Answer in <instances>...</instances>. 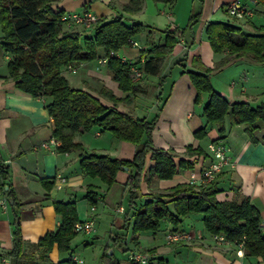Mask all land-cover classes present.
<instances>
[{
  "label": "crops",
  "instance_id": "crops-1",
  "mask_svg": "<svg viewBox=\"0 0 264 264\" xmlns=\"http://www.w3.org/2000/svg\"><path fill=\"white\" fill-rule=\"evenodd\" d=\"M129 1L60 0L52 7L55 11L69 12L82 11L87 5L88 10L99 19L105 17L107 20L113 19L117 14H123L129 19L133 18L135 21L155 27L158 31L152 37L156 44L164 43V35L159 30L185 29L190 18L199 14V21L194 27L195 44L185 48V42L181 40L164 63L162 76L166 81L162 90L165 101L161 111L156 102V106L152 107L141 100V98H147L144 94L133 95L120 89L119 84L112 79L107 62L99 63L100 59L108 57L102 48L97 51L99 55L97 65L92 66L89 62L76 67L77 71L79 67L82 68V74L78 77H71L69 71L63 72L71 86L90 91L96 96L97 91L102 87L111 90L119 99L120 111L129 112L134 117L147 121H155L156 125L152 133L155 147L172 150L177 162L179 160L195 161V168L179 169L173 179L160 180L146 172L140 186L141 197L138 207L152 195L166 193L179 183H189L192 173L198 175L202 170L208 169L214 162L209 150L210 144L221 143L225 145L227 155L232 157L234 165L223 170L224 172L220 175L221 191L216 198L218 201L250 198L252 205L259 212L262 224L264 221V142L252 143L247 130L248 125L232 124L231 116H227L222 130L218 124L212 125L204 139L196 138L195 131L207 124L202 111L208 95L202 93L200 103H196L198 91L188 74V70L193 69L194 60L213 70L211 77L231 66L241 67L246 61L252 62L248 58L241 57L217 69V63L226 54H217L211 49L205 36V29L207 23L220 21L233 23L248 33L256 32L259 27L264 26L262 9L252 0H177L171 6L156 3L153 0H144L142 10L138 14L130 15L123 12L124 6ZM236 1L253 8L254 15L251 19L236 21L228 16L225 7ZM3 36L0 39V161L2 163L8 161L4 163L8 170V179L1 181H4L6 189H11L13 197L7 194L9 209L7 211L0 209V264H10L8 254L14 248L15 223L20 225V234L23 236L22 261L26 264H53L67 260L73 255L83 258L86 264H103L101 258L106 249L109 248L108 253H114L118 245L120 249L128 251V264H130L131 252L144 249L156 253L162 264H264V260L258 256H247L238 242L227 241L217 245L212 238L213 235L205 230L202 215L196 213L182 218L176 229L190 233L193 237L190 243H167L166 234L175 230L168 219L161 222L164 224L162 232L160 230L154 233L140 232L135 236L132 231L134 211L125 209L124 213L118 212L122 203L116 207L117 198L126 192L124 185L133 169L126 166L122 168L116 175L115 183L108 187L99 178L85 176L81 171L80 160L84 155L97 153V155L112 156L121 161H131L137 150L136 146L127 141H120L111 132L101 133L95 126L90 131L75 137V141L82 145L81 149L61 153L58 150L60 145L55 146L52 142L56 138H54L55 124L47 110L50 99L35 98L15 86L17 80L10 75L8 68L11 55L4 52L1 46ZM134 41L138 42L139 46L127 44L113 55L131 65L134 64L133 67L140 68L146 60L143 56L144 52L151 48L148 44L147 32L135 36ZM149 56L152 57L153 54ZM142 80L146 90L157 87L160 81L158 77L151 75H142ZM216 89L223 92L218 87ZM241 92L240 96H230V100L248 101L244 98L246 91ZM156 93L158 96L159 90ZM100 99L105 105L112 106L110 101L101 97ZM255 134L261 138L264 135V125ZM44 144L47 147L43 146ZM189 147H192L193 152L197 149L202 150L206 157L189 152ZM147 161L149 170L154 162L150 158ZM58 176L66 180L62 189L56 187ZM88 190L97 193L100 199L99 204L95 205L96 211L94 213L90 211V215L87 212L88 205H91L86 198ZM113 195L117 196L116 201L111 200ZM56 201L74 202L78 221L93 217L98 231L102 224L97 218L101 216L102 220L110 218L111 226L108 233L105 232L103 240L98 236V231L95 233L97 241L102 242L97 246L99 249L97 257L93 256L95 252L87 258L81 255V246L91 245L92 248L94 245L91 241L78 243L77 235L71 241L69 252H60L57 244H54L50 250L40 246L39 241L47 233L56 231L61 223V216L55 212V205H53ZM169 207L171 210L174 209L173 204ZM120 215H124V219L121 220ZM127 217L132 220L129 226H126ZM159 233L163 234L166 246L156 241ZM130 243L134 244L132 249L128 246ZM88 249L90 248H85L82 252Z\"/></svg>",
  "mask_w": 264,
  "mask_h": 264
},
{
  "label": "trees",
  "instance_id": "trees-1",
  "mask_svg": "<svg viewBox=\"0 0 264 264\" xmlns=\"http://www.w3.org/2000/svg\"><path fill=\"white\" fill-rule=\"evenodd\" d=\"M58 0H0V25L3 30L1 43L4 52L11 55L8 64L10 75L17 80L18 89L35 98L50 99L47 110L54 122V138L60 142L58 150L61 153L82 148L75 137L90 131L95 126L101 133L111 132L120 141H127L136 146L137 150L131 161H121L108 155L87 154L81 157L80 167L85 176L99 178L108 187L116 181L117 173L124 166L133 169L125 182L128 192L129 211L133 212L132 231L135 236L140 232H155L159 230L163 220L168 219L175 230L182 218L189 214L202 215L205 230L212 235H223L229 242H240L243 237V249L247 256H258L264 260V234L258 210L252 205L250 198L234 199L233 201H218L217 194L221 191L219 177L206 183H179L166 193L152 195L138 207L141 197L140 186L149 172L150 176L160 180L173 179L179 169L192 170L195 161L175 160L172 150L154 146L153 130L155 121H147L134 117L131 113L120 111L119 99L111 90L105 87L97 91V96L90 91L71 86L63 75L69 67H77L99 58L98 49L102 48L108 55L107 68L112 79L119 84L125 93L144 94L147 98H155L159 111L165 101L163 86L166 81L162 76L167 56L173 53V48L181 40L185 48L195 44L194 27L199 21V14L193 15L185 29L159 30L164 43L156 44L153 34L155 27L129 19L123 14H117L111 20L99 19L91 29L84 32L64 30L61 25L64 11H55L52 5ZM171 6L177 0H153ZM264 13V0H255ZM91 2V0H89ZM144 0H130L123 8L126 14H138L142 10ZM88 10V6H85ZM205 36L211 49L217 54H226L218 63L217 69L241 57L264 65V26L256 32L248 33L240 26L229 22L212 21L207 23ZM147 32L150 49L144 52L145 62L138 68L143 76L151 75L160 79L159 85L146 90L142 78L136 80L133 65L124 62L113 55L119 49L134 41V37ZM153 54L152 57L149 55ZM194 60L193 69L188 70L189 77L198 91L196 103L201 101L202 93L208 95L202 115L207 124L195 131L198 139H204L212 125L222 126L227 116L232 117L234 125H248V134L252 143L264 142V135L259 138L256 131L264 125V102L253 107L246 100L240 102L225 100L220 91L213 88L211 73L213 70ZM159 90V95L156 92ZM101 98L110 101L112 106L105 105ZM189 152L192 147H189ZM203 155L200 149L192 151ZM154 162L147 169V159ZM8 179V170L0 162V183ZM6 193L12 196L11 189ZM91 205L99 204L97 193L88 190L86 195ZM14 200V198H13ZM173 204L174 209L169 207ZM15 205V204H14ZM54 209L61 216V223L56 231L47 233L40 241V246L49 250L54 244L60 252L71 251V241L77 235L74 226L78 222L77 208L74 202H54ZM126 218V226L131 223ZM20 225L14 224L13 247L8 257L10 264H26L23 260L24 240ZM115 241V240H114ZM102 255L103 264H122L115 253ZM127 250H125L126 252ZM128 252V251H127ZM130 256V255H129ZM71 257L53 264H72ZM130 264H134L131 261ZM149 264H162L158 257Z\"/></svg>",
  "mask_w": 264,
  "mask_h": 264
},
{
  "label": "built area",
  "instance_id": "built-area-1",
  "mask_svg": "<svg viewBox=\"0 0 264 264\" xmlns=\"http://www.w3.org/2000/svg\"><path fill=\"white\" fill-rule=\"evenodd\" d=\"M254 3L255 0H252ZM226 12L229 17L232 19L239 21V20H247L251 19L254 15L253 8H249L243 4H241L239 1L229 3L226 7ZM62 21H64L66 24L71 25H77L83 27L84 29H91L93 25L99 20V17L95 15L90 10H82V11H69L65 12L64 16L61 18ZM134 46H139L138 42L132 41ZM108 60V57L104 59H100L99 63L103 64L106 63ZM145 61V60H144ZM126 62V61H124ZM132 71L135 72L136 80L142 78L141 71L133 67ZM69 72L76 73L77 69L76 67H69ZM53 144L57 146L60 143L58 141L52 140ZM43 146H46L44 144ZM210 152L212 153V157L214 159V162L211 164V166L208 169L202 170L200 174L196 175V173H192V177L189 181V183H206L210 181H215L218 177V175L223 172L226 168H231L234 165V161L232 157H229L226 152V147L224 144L218 143L216 144H210L209 147ZM202 158V157H201ZM1 162V161H0ZM8 162V161H5ZM4 162V163H5ZM66 184V180L60 176H58V181L56 182L57 189H62L64 185ZM9 199L7 196V193L5 191V184L4 181H1L0 183V209L3 211H7L9 209ZM96 211L95 205L91 206V212L94 213ZM120 213L125 212V208L123 206H120L117 210ZM96 228V222L94 218H91L86 221H78L74 226V232L75 233H93ZM261 232L264 234V221L261 224ZM217 245H221L223 242H227L228 240L223 235H213L212 237ZM165 239L168 244H181V242L190 243L193 241V237L190 233L186 231H178V230H172L169 231ZM245 238L239 242V245L241 247L244 246ZM131 261L134 264H149L151 260L155 259L157 256L156 253H153L149 250H141V251H133L130 253ZM72 264H86L85 260L77 255H73L71 257Z\"/></svg>",
  "mask_w": 264,
  "mask_h": 264
},
{
  "label": "rangeland",
  "instance_id": "rangeland-1",
  "mask_svg": "<svg viewBox=\"0 0 264 264\" xmlns=\"http://www.w3.org/2000/svg\"><path fill=\"white\" fill-rule=\"evenodd\" d=\"M60 1V0H58ZM62 29L64 30H73V31H81L84 32L85 29L83 27H80L77 25L73 26L71 24H62L61 25ZM3 36V30H2V26L0 25V39ZM92 66L93 65H97V59L95 61H92ZM79 70L76 73L70 72V76L71 77H78L79 75L82 74V68L79 67ZM211 83L214 89H216V87L220 88L223 90V93L225 97H227L228 99H230V96L232 95H236V96H240L241 95V91L244 90L246 91V95L244 96V98H246L253 107H256L257 105L261 104L262 102H264V65L258 62H248L246 61V63L244 65H241V67L239 66H231L227 69H224V71H221L217 74H215L214 76H212L211 78ZM100 84H98V87ZM217 90V89H216ZM219 91V90H217ZM240 98V97H238ZM141 100H143L147 105L150 106H156L155 104V99L152 98H141ZM155 104V105H154ZM156 125V123H155ZM116 195H113V197L111 198L112 201H116ZM128 192L126 191L124 193L123 196H120L119 198H117L118 202L116 204V207L122 203V206L127 209V211H129V202H128ZM91 206L92 205H88V214L90 215V211H91ZM99 213V212H98ZM106 213V212H105ZM124 215H120V219H124ZM93 218V217H91ZM91 218H84L81 221H86L89 220ZM99 219V223L102 224V226L100 227V231H98L97 229V223H96V228L93 233L90 234H85L83 232L81 233H77V241L78 243L80 242H87V241H91L93 242V247L91 248V245L88 246H81V255L85 258H87L88 256H90V254L92 252H95V255L93 256H98V252L99 249L97 246L100 245V243H102L101 241H97V237L95 235V233L98 231V236H100V239L105 237V232L109 231V228L111 226V222L109 221L110 218H107L105 220H102V216L97 218ZM96 222V221H95ZM98 223V227L100 226ZM163 223V222H162ZM160 224V232H162V226L164 224ZM158 231V230H157ZM156 231V232H157ZM146 231H144L145 233ZM153 233V232H152ZM103 240V239H102ZM156 241L162 245V246H166L165 242L163 240V234L159 233L156 237ZM129 248L132 249L134 244L130 243ZM90 248L84 252H82L85 248ZM145 250V249H144ZM115 256L124 264H128V252L123 249H120V245H118L116 247V251L114 252ZM84 254V255H83ZM157 257V256H156Z\"/></svg>",
  "mask_w": 264,
  "mask_h": 264
},
{
  "label": "water",
  "instance_id": "water-1",
  "mask_svg": "<svg viewBox=\"0 0 264 264\" xmlns=\"http://www.w3.org/2000/svg\"><path fill=\"white\" fill-rule=\"evenodd\" d=\"M224 98H225L226 101H229V99H228L227 97H224ZM124 168H126V167L124 166ZM109 253H110V252H109Z\"/></svg>",
  "mask_w": 264,
  "mask_h": 264
}]
</instances>
